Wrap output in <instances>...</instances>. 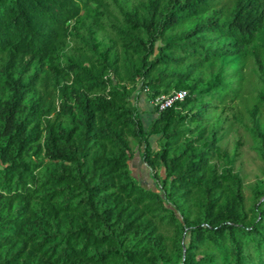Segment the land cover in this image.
I'll list each match as a JSON object with an SVG mask.
<instances>
[{"label":"trees","instance_id":"1","mask_svg":"<svg viewBox=\"0 0 264 264\" xmlns=\"http://www.w3.org/2000/svg\"><path fill=\"white\" fill-rule=\"evenodd\" d=\"M113 2L0 0V264H264V188L248 207L218 112L264 41V0ZM138 87L188 94L146 127Z\"/></svg>","mask_w":264,"mask_h":264},{"label":"rangeland","instance_id":"2","mask_svg":"<svg viewBox=\"0 0 264 264\" xmlns=\"http://www.w3.org/2000/svg\"><path fill=\"white\" fill-rule=\"evenodd\" d=\"M109 1L114 5L113 0ZM120 1L129 7H133L140 0ZM98 39L101 43L109 45L114 39V34L107 28L98 33ZM240 75L243 78V91L240 97L234 102L229 100V107L224 111L219 109L218 112H221L223 117L227 119L225 122L227 135L222 141L223 147L232 153L237 143H241V154L236 162L235 170L243 178L246 204L250 207L256 201L255 186L264 188V159L259 150L261 138L254 133V121L251 113L258 104L260 94L264 92V41L259 43V48L252 55L246 57ZM132 101L139 106L145 126L148 127L156 115L152 100L147 96V91H142L138 87ZM258 122L264 133V105L260 106ZM157 139L158 136H153L151 139L156 149H158ZM131 143L135 152V156L130 161L133 175L143 186L158 190L150 168L141 158V148L138 142L131 139Z\"/></svg>","mask_w":264,"mask_h":264},{"label":"built area","instance_id":"3","mask_svg":"<svg viewBox=\"0 0 264 264\" xmlns=\"http://www.w3.org/2000/svg\"><path fill=\"white\" fill-rule=\"evenodd\" d=\"M186 90L175 91L169 95H162L155 99H152V104L154 108H157L159 111L165 110L169 107H172L177 102L183 101L187 96Z\"/></svg>","mask_w":264,"mask_h":264}]
</instances>
